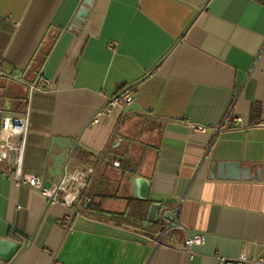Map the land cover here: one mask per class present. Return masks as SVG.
Segmentation results:
<instances>
[{"label": "crops", "instance_id": "1", "mask_svg": "<svg viewBox=\"0 0 264 264\" xmlns=\"http://www.w3.org/2000/svg\"><path fill=\"white\" fill-rule=\"evenodd\" d=\"M0 70L3 118L25 110L30 83L51 82L32 102L24 172L51 185L72 156L95 169L71 231L67 207L0 170V263L264 259V3L0 0ZM133 84L135 103L93 125ZM219 163H239V179L219 178ZM187 234L205 238L192 259L175 249Z\"/></svg>", "mask_w": 264, "mask_h": 264}, {"label": "built area", "instance_id": "2", "mask_svg": "<svg viewBox=\"0 0 264 264\" xmlns=\"http://www.w3.org/2000/svg\"><path fill=\"white\" fill-rule=\"evenodd\" d=\"M3 72L0 70V78ZM45 86H51V82L45 78H39L28 85V98L25 110L20 114L2 117L0 121V170L3 174L13 180L17 186H26L38 191L49 205H62L69 209L68 215L63 220V227L66 231H71L74 222L79 217L86 216V210L92 203L90 196V182L95 173L92 166L80 167L73 164V156L64 166L63 173L58 181L51 185L34 176L24 172V162L27 150L28 136L30 132L31 117L33 113L32 102L38 92ZM137 85L133 84L121 89L115 96L110 98L108 103L99 108L92 124L98 125L104 119L112 118L117 111L126 110L135 103V93ZM241 119H236L230 123L229 128L235 129L239 126ZM227 120L220 127L223 130ZM219 130V131H220ZM196 133L207 131L205 127H195ZM169 227L165 235L169 233ZM205 243V238L201 234H187L181 243L175 245V249L183 252L192 259L195 254V247ZM219 264H264L262 258H250L243 254L238 259H227L218 257ZM66 264V263H59Z\"/></svg>", "mask_w": 264, "mask_h": 264}, {"label": "water", "instance_id": "3", "mask_svg": "<svg viewBox=\"0 0 264 264\" xmlns=\"http://www.w3.org/2000/svg\"><path fill=\"white\" fill-rule=\"evenodd\" d=\"M87 5H88V2L85 3V6L82 7L80 12L78 13V16H77L76 21H75L74 26H73L74 29L78 28V25L83 23L85 18L88 16L89 8L87 7ZM1 119H2V114L0 113V121H1ZM212 167H213V169H217L219 178L239 179V174H238L239 173V167H240L239 163H219L217 166H216V164H213ZM240 172L242 173V170H240ZM261 172H262L263 179H264V166H263ZM223 173H226V174L223 176ZM135 185H136V188L138 191L139 198L142 200H146L147 196H148V190H149L148 182L144 179L137 178V179H135ZM158 210H159L158 205H153L151 207V211H150V219L151 220L157 219L156 216H157ZM0 264H2V263H0Z\"/></svg>", "mask_w": 264, "mask_h": 264}, {"label": "trees", "instance_id": "4", "mask_svg": "<svg viewBox=\"0 0 264 264\" xmlns=\"http://www.w3.org/2000/svg\"><path fill=\"white\" fill-rule=\"evenodd\" d=\"M258 1H260L261 3H264V0H258Z\"/></svg>", "mask_w": 264, "mask_h": 264}]
</instances>
